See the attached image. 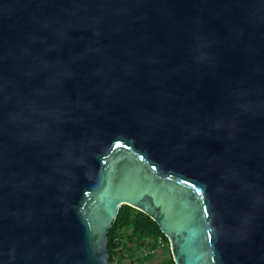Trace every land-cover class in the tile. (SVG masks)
Segmentation results:
<instances>
[{"label": "water", "instance_id": "water-1", "mask_svg": "<svg viewBox=\"0 0 264 264\" xmlns=\"http://www.w3.org/2000/svg\"><path fill=\"white\" fill-rule=\"evenodd\" d=\"M123 204L264 264V0H0V264H110Z\"/></svg>", "mask_w": 264, "mask_h": 264}, {"label": "trees", "instance_id": "trees-1", "mask_svg": "<svg viewBox=\"0 0 264 264\" xmlns=\"http://www.w3.org/2000/svg\"><path fill=\"white\" fill-rule=\"evenodd\" d=\"M167 243L158 264H174L167 237L157 223L146 213L123 204L108 232L107 248L110 264H143L155 254L157 239ZM161 253V252H160Z\"/></svg>", "mask_w": 264, "mask_h": 264}, {"label": "built area", "instance_id": "built-area-1", "mask_svg": "<svg viewBox=\"0 0 264 264\" xmlns=\"http://www.w3.org/2000/svg\"><path fill=\"white\" fill-rule=\"evenodd\" d=\"M157 247L158 248H160V249H162V248H164L165 246H166V242L164 241V239L160 236L158 239H157ZM155 251H156V249L154 250H151V252H153L154 254H155Z\"/></svg>", "mask_w": 264, "mask_h": 264}, {"label": "rangeland", "instance_id": "rangeland-1", "mask_svg": "<svg viewBox=\"0 0 264 264\" xmlns=\"http://www.w3.org/2000/svg\"><path fill=\"white\" fill-rule=\"evenodd\" d=\"M158 248V247H157ZM161 252V253H160ZM163 252V249H161V251L160 250H158V249H156V251H155V255H154V258H155V262H156V259H159V260H161V254H163L162 253ZM155 262H147V264H154ZM115 264V263H114ZM134 264H137V262L136 263H134Z\"/></svg>", "mask_w": 264, "mask_h": 264}, {"label": "crops", "instance_id": "crops-1", "mask_svg": "<svg viewBox=\"0 0 264 264\" xmlns=\"http://www.w3.org/2000/svg\"><path fill=\"white\" fill-rule=\"evenodd\" d=\"M162 257H163V255L161 254V258H162ZM159 261H160L159 259H156V262H155V258H154V256H153V257L149 258L148 260L144 261L143 264H147V262H148V263H149V262H155L154 264H158Z\"/></svg>", "mask_w": 264, "mask_h": 264}]
</instances>
